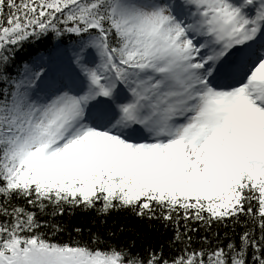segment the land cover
Wrapping results in <instances>:
<instances>
[{
  "label": "snow or ice",
  "instance_id": "snow-or-ice-1",
  "mask_svg": "<svg viewBox=\"0 0 264 264\" xmlns=\"http://www.w3.org/2000/svg\"><path fill=\"white\" fill-rule=\"evenodd\" d=\"M0 264H264V0H0Z\"/></svg>",
  "mask_w": 264,
  "mask_h": 264
},
{
  "label": "trees",
  "instance_id": "trees-1",
  "mask_svg": "<svg viewBox=\"0 0 264 264\" xmlns=\"http://www.w3.org/2000/svg\"><path fill=\"white\" fill-rule=\"evenodd\" d=\"M95 216V213H88L87 215L85 214H78L75 217L74 222H83L86 226L89 225L93 219V217ZM114 217H116V214H113ZM118 219L123 220V217L120 216L118 217ZM113 222L112 218L109 219V224H111ZM131 228L137 229L139 230L141 233H143L146 229H144L141 225V223L139 221H137L136 219H131L130 221V225ZM149 239L155 241L157 240V237L154 233H149ZM141 245V239H137V247H140Z\"/></svg>",
  "mask_w": 264,
  "mask_h": 264
}]
</instances>
